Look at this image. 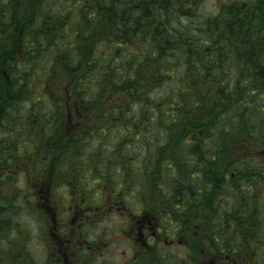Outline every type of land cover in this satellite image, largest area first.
Returning a JSON list of instances; mask_svg holds the SVG:
<instances>
[{
    "label": "trees",
    "instance_id": "16d2710c",
    "mask_svg": "<svg viewBox=\"0 0 264 264\" xmlns=\"http://www.w3.org/2000/svg\"><path fill=\"white\" fill-rule=\"evenodd\" d=\"M201 1L0 0V187L23 173L27 185L24 195L0 190V224L30 209L42 233L52 225L42 264L117 263L101 248L89 255L86 224L74 241L81 222L62 215L108 190L105 210L120 199L130 209L123 231L134 254L124 264H167L149 243L164 251L175 236L196 264L198 240L212 251L263 222L264 209L241 211L231 198H264V0L226 2L204 18ZM121 171L136 178L126 184ZM96 174L107 180L90 193ZM60 183L76 189L56 200L51 221L42 205ZM149 184L156 205L140 204ZM123 188L130 195L119 197ZM13 225L0 226L9 236L0 264H29Z\"/></svg>",
    "mask_w": 264,
    "mask_h": 264
},
{
    "label": "rangeland",
    "instance_id": "374dc122",
    "mask_svg": "<svg viewBox=\"0 0 264 264\" xmlns=\"http://www.w3.org/2000/svg\"><path fill=\"white\" fill-rule=\"evenodd\" d=\"M231 1H233V0H202L200 2L199 6H197V7H199L198 11L200 12L198 15L200 18H204L206 16L214 15L219 11V9L221 8V6L223 4H225L226 2H231ZM182 19L185 23L190 21L185 16H182ZM30 36H31V34H27V37H30ZM22 101L23 100H21L20 103H17L19 107H21V106L23 107V104L25 102H22ZM2 116H3V114H2ZM5 128L10 129L11 124L9 125V122H7L5 125ZM23 140H28V137H24ZM83 157H84V155H83ZM134 171H136V170H134ZM121 174H123L122 171H121ZM125 174L126 173L124 172V174H123L124 183L131 182L136 178V177H134V178L132 177V180L127 179L129 177V175H125ZM24 176L25 175L23 173V175L21 177L19 176V178L24 179ZM19 178L18 179L12 178V181L10 183L1 184V187H0L1 193L10 195L11 188L15 187V185H16L17 187L21 188V191L23 192L22 194L24 195L27 192V190H26L27 185H25L24 183H22V184L19 183V181H22ZM92 179L95 180L96 182L94 184H93V182L85 184V186H87V188L89 189V187L91 188L94 185L93 188L88 192L96 193V191H95L96 189L100 190L102 188L103 182H101V181L105 182L107 180V177L96 174V175L92 176ZM114 179L116 180L117 177ZM147 180L149 181L148 178H147ZM15 181L19 184L17 185L15 183ZM120 182H122V179L120 180ZM121 184H123V182ZM68 185H63L62 183L55 184L54 187L52 188L53 194L55 193L54 194L55 199H47L42 205V207L44 208L43 211L45 212L46 215L51 217V219H50L51 221H54V219H55V213H56V209H57V207H56L57 203L56 202H58L56 200L62 199V197L63 198L68 197L69 192L72 191V193H74L73 191H74V189H76L75 186H73V184H70L69 186H70L71 190H69ZM245 185L247 188V187L254 185V184L246 183ZM195 186H197V183H195ZM44 188L46 189V184H44ZM84 189L86 190V187ZM130 189H131V187H130ZM135 191H136V189L134 188V192L131 194L132 196L135 195ZM149 191H150V184L146 185V186H142V190H140L139 196H141V199L144 202H140V204L145 203V204L156 205V203H148L147 200L145 199L146 197H151ZM111 194H112L111 190H108L107 194H106V192H104L103 196H102V198H103L102 201H100L102 198L100 200L94 199V198H93V200H91L89 198H86V195H85L86 199H83L81 201V198H79V201L81 203H86L87 205H89V202L100 203V202H106V200L109 199V203H110V200L112 197ZM122 195H130V191H127V189L124 191V188H123L122 193L119 194V197H122ZM120 200L118 203H115V205H118V204L119 205L117 207L115 206L114 209L105 213L106 215H103L102 217L100 215V218L92 215L90 217L91 221H89L84 226L83 230H82V227L84 225V222L82 220L80 221L81 223L78 226V229L82 230L88 238L94 237L93 239L103 240L102 242H95L93 244L94 245L93 248L87 249L88 250L87 253L89 255L94 254V251H96L95 245L97 244L98 246H100L102 248V250H104V253H101L104 256H106L108 258L117 257V259H115L117 261L116 264L126 263L127 259L130 258L132 256V253H133V251L130 250V243L132 242V240L127 237L128 232L123 231L128 227V224L125 222V216L129 215L130 209H126L123 205H121ZM135 202H127V204H128L127 206H129L130 208H133V207L136 208ZM231 202L235 203L237 205L238 209L241 211H245L246 209H251V210H258V209L263 210L264 209V199H261V198H258V199L251 198V199H248L247 201H241V202H239V199L231 198ZM59 203H60V201H59ZM67 207H68V205H67ZM70 207H71V205L69 206L68 213L65 211L62 212L64 221H67V222H70V219H71V216L69 217V214L71 213ZM52 208H54L53 211H52ZM72 210L75 211V207ZM23 211L24 210L21 211L18 209V211L15 212L14 217L12 215L8 216L7 221H9L11 219L10 223L7 222L4 225L0 224V226L2 225L4 228H7V227H10L11 225L14 224L8 232L12 231L15 235L18 236V238L20 236L23 238V240H18V241L16 240V241H17L18 245L22 246L26 250V253H29V255H31V257H33L30 259L31 262L29 264H42V262L45 261V259H46L47 247L49 246V248H52V240H54L53 238L55 237L54 232H52L53 227H52V225H50L52 230L51 231L47 230V232L42 233L41 225L38 224V219L35 217V214H33L34 212L33 211L30 212V209H27L26 212L22 213ZM71 214H74V212ZM75 219H76V217H75ZM74 222H75V220H74ZM102 226H106L107 229L104 230L102 228ZM120 226H122L121 229L119 228ZM258 231H259V233H261L260 229H258ZM105 234H106V236H105ZM228 234L229 233H227V235ZM99 236H101L102 238H100ZM262 237H263V235H262ZM239 238H240V240H243L244 236L240 235ZM239 238H238V240H239ZM8 239H9V236H8ZM8 239H7V236H6V238L0 237V256L5 258V259L8 256V254L4 253V251L8 252L6 250V244H8ZM230 240H235V239L231 238ZM258 240H260V238H257V241ZM13 241H9V242H13ZM105 242H107V243H105ZM180 244H184V242L182 241V243H180ZM256 246H257V250H256L257 258H256V260H257L260 257V249L261 248L258 247L257 244H256ZM183 251H184V247H179L176 249L175 252H172V253L163 252L165 255L168 256V259H163L160 257V261L162 260V262L167 263V264H173V263L176 264L177 260L183 257ZM106 257H104V258H106ZM258 264H261V263H258Z\"/></svg>",
    "mask_w": 264,
    "mask_h": 264
},
{
    "label": "flooded vegetation",
    "instance_id": "af4514ba",
    "mask_svg": "<svg viewBox=\"0 0 264 264\" xmlns=\"http://www.w3.org/2000/svg\"><path fill=\"white\" fill-rule=\"evenodd\" d=\"M114 205L111 204L109 205V210L113 209ZM81 211L83 212V216L84 219L86 220V222L91 221L90 218V212H88L87 210H83L81 209ZM103 215H106L105 212H98V214H94L95 217L100 218ZM77 216V215H76ZM75 216V217H76ZM74 217V218H75ZM151 221L150 220H146L143 221L142 224V228ZM140 223V221L138 220L137 222V226ZM136 227V226H135ZM134 227V228H135ZM256 229V233L253 234V236H251L250 232H245L244 234V239L243 240H223V239H216L215 243L213 244V248L214 250H209V249H204L203 244L204 241L202 239L198 240L197 242V253L195 255L196 258V264L198 263V260H200V262L198 264H264V219L263 222H260L259 224L254 225V227ZM258 229L261 230V233H259ZM135 235H137L139 232L138 230L135 228L134 229ZM263 235V237H262ZM106 236V234H105ZM76 235H74V239H76ZM100 238H102L101 236H99ZM202 237V236H201ZM257 238H260V240L257 241ZM103 240H98L97 242H102ZM95 242H87L86 241V247L89 248H93ZM107 243V242H105ZM182 240L178 239L176 240V238H172L171 240L166 239L165 240V245L167 248L164 249V252L166 253H172L175 252L177 248L181 247ZM221 244V245H228L227 248H222L219 249L216 245ZM260 247V257L256 260L257 256H256V250H257V246ZM157 242L155 241H151L149 243L150 246V253L152 254H156L157 252H162V249H160L159 251H157ZM97 248H101L99 247L97 244L95 245V249ZM102 249V248H101ZM96 251H94L95 253ZM139 252V251H138ZM184 254H186V251H183V257L178 259L177 261L182 263L184 262ZM211 254V255H210ZM212 256V257H207L206 260L204 262H201L204 256ZM167 256V255H166ZM168 257V256H167Z\"/></svg>",
    "mask_w": 264,
    "mask_h": 264
}]
</instances>
